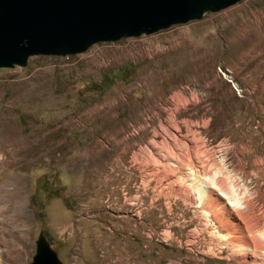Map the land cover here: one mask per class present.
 Instances as JSON below:
<instances>
[{"label":"rangeland","instance_id":"obj_1","mask_svg":"<svg viewBox=\"0 0 264 264\" xmlns=\"http://www.w3.org/2000/svg\"><path fill=\"white\" fill-rule=\"evenodd\" d=\"M0 129V264L42 230L65 264H231L198 192L264 241V0L0 68Z\"/></svg>","mask_w":264,"mask_h":264},{"label":"water","instance_id":"obj_2","mask_svg":"<svg viewBox=\"0 0 264 264\" xmlns=\"http://www.w3.org/2000/svg\"><path fill=\"white\" fill-rule=\"evenodd\" d=\"M238 0H0V68L30 56L85 51L90 44L154 33ZM28 264H65L42 230Z\"/></svg>","mask_w":264,"mask_h":264},{"label":"bare ground","instance_id":"obj_3","mask_svg":"<svg viewBox=\"0 0 264 264\" xmlns=\"http://www.w3.org/2000/svg\"><path fill=\"white\" fill-rule=\"evenodd\" d=\"M1 134L2 133L0 129V137H2ZM1 144L2 143H0V151L3 149V147H1ZM204 181L206 182V189H200L198 193L200 195L201 208L205 212L204 216L206 218V224L207 226H211V228L213 229V233L216 234L218 238L220 237L222 239V245H220L219 247H226V245L230 244V246H232L231 251L235 255H240V257H235V259L232 260L234 262H231V264H264V241H262V243H258V241L255 242L254 239L256 238V236H254L251 232V226L254 224H251L250 226L246 224V228L244 229L239 225V221L237 223V220H235V218L232 216V212L230 211L231 209L228 208L230 210H226L227 207L225 208L224 202L228 197L229 192L224 188L221 181H211V178H208L207 176H205ZM215 204L221 205L222 209H219L221 207L216 206ZM244 204L245 205L243 208H246L247 203L244 202ZM203 228L206 227L203 226ZM224 229H231V232L228 231L225 233ZM238 229H241V231L239 232L240 235L234 234ZM263 234L264 233L261 231L262 238H264ZM227 241H229V243H227ZM256 254H259L261 256Z\"/></svg>","mask_w":264,"mask_h":264}]
</instances>
